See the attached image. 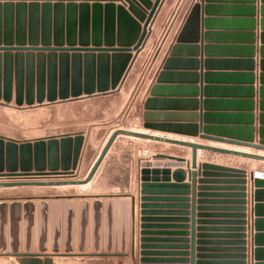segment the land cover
<instances>
[{
  "label": "rangeland",
  "instance_id": "374dc122",
  "mask_svg": "<svg viewBox=\"0 0 264 264\" xmlns=\"http://www.w3.org/2000/svg\"><path fill=\"white\" fill-rule=\"evenodd\" d=\"M55 7L56 3L41 0H0V48H14L0 51V80L4 82L10 75L13 82V77L22 74L25 82L33 80L37 87L43 85L44 88V95L33 87L21 91L22 95H17V91L14 95V90L0 87V153H5L4 163H0L3 165L0 179L24 180L37 176L54 181L61 173L83 179L102 148L101 144H95V134L94 144H89L91 130L100 126L94 125L96 121L105 122L103 133L111 129L142 131L144 128L179 135L202 145L264 154V150L244 144L263 147L264 129L260 130V140H257L253 128L223 122L236 116L204 115L203 126L200 116L186 114L181 115V121L177 122L180 124H172L175 122H170L168 116L154 123L145 121L144 106L141 122L136 120L137 107L127 112L132 103L131 97L127 100L128 91L120 97L98 100L99 105L63 102L59 96L51 103L49 100L54 97L46 93H59V86L57 89L45 83L59 79L68 69L70 74L76 72V64L81 62L82 56H94V53L76 52L77 46L86 45L88 35L78 33L75 17L56 13ZM155 35L151 32L149 40L156 39ZM149 40L145 49L132 54L133 66L137 62L132 80L138 77L141 63L156 56L158 48L152 45L155 41ZM63 48L73 49L64 52L67 49ZM9 92H12L11 97H6ZM146 124L167 127L150 129ZM78 134L87 135L83 145L59 144L58 156L53 150L55 147H47L44 154H39L38 160L43 161L38 164L32 150V161H29L31 152L29 154V146L25 144H30L32 149L38 140L47 143L55 138L60 142L66 136L74 140ZM121 140L123 143L114 150L108 179L98 181L90 194L77 188L0 190V249L6 248V254L13 250L20 254L25 250L30 254L38 253L45 248V242L40 241L45 225L51 223L52 238L46 242V249L52 264H247V192L253 175L264 173V163L202 153L193 173L187 149L177 148L173 155H167L154 143L126 137ZM135 142L152 151L154 162L186 164L188 183H174L165 190H158L156 185L141 184L138 178L126 194L110 193L120 180L127 184L123 170H130L131 162L139 160ZM20 152L24 161H19ZM15 155L19 156L17 162L13 159ZM163 214L166 218L158 219ZM21 259L0 254V264H21Z\"/></svg>",
  "mask_w": 264,
  "mask_h": 264
},
{
  "label": "crops",
  "instance_id": "0c3cea01",
  "mask_svg": "<svg viewBox=\"0 0 264 264\" xmlns=\"http://www.w3.org/2000/svg\"><path fill=\"white\" fill-rule=\"evenodd\" d=\"M155 1L76 2L77 8L74 17L77 20V31L88 35L85 36L87 44L79 45L77 48H134L139 40L145 17L148 16ZM195 6L198 7L197 15L188 23L182 41V30L189 17L191 19L190 13ZM151 31L153 36L155 33L157 35L156 39L152 38L155 41L152 42V45L154 44L158 48L156 56L152 60L148 57L145 63H141L136 79L132 80V73L137 62L125 78L124 73L123 75L119 74L120 70L118 69V66L126 64L129 56L132 59L134 52L126 54L109 52L94 53L91 58L82 56L81 62L76 64V72L70 74V70L67 68L66 74L63 73L59 79L55 81L53 79L51 83L48 81L45 84L55 86L57 89L59 86V93L55 92V94L57 96L60 92L68 94V101L72 100L75 90L81 93L80 100L74 102H94L98 105V100L104 101L120 97L124 91H128L127 100L131 97L132 103L128 105L127 112L130 113L134 107H137L139 115L136 120L141 122L145 112L144 106L148 100L157 103L151 112L161 115L163 119L164 116H168L170 122H175L172 124H180L177 122L181 121L182 114L200 116L198 117L200 124L204 115L208 114H220L224 118L236 116V118L228 117L223 122H231L230 126L253 128L255 138L260 140L259 132L264 129V0H162ZM82 39L84 40V37ZM167 62L170 64L164 71ZM163 73L167 75L166 79L163 83L158 84V77ZM1 81L3 82V80ZM3 83L0 84V87L5 86V80ZM31 86L34 90L37 89L36 81L25 82L24 79L18 80L13 77L14 95L17 88L21 87L23 91H27L32 88ZM154 86L159 88L156 97L151 93ZM102 89L107 95L101 93ZM87 91H93L91 97L86 94ZM100 106L105 109L104 105ZM103 122H94V125L100 126L91 130L89 144H94L92 139L95 134V139H97L95 144H101L103 148L114 132L115 129H111L103 133L106 130L103 127L105 122ZM83 132L85 133L86 130ZM142 133L189 142V140L172 133L145 130L144 128H142ZM83 138L87 139V135L85 134ZM123 138L125 137H118L111 147L92 180V183L95 181L93 186H96L98 181L104 180V177L108 179L111 162L115 156L114 150L123 143L121 140ZM146 143L159 145L157 149L167 155H173L176 152L174 149L182 148L158 142L148 141ZM135 146L140 148L142 145L135 142ZM206 146L216 147L217 145ZM217 148L221 147L217 146ZM182 149L190 151L188 160L191 163V149ZM198 153L207 152L198 151ZM199 162L198 154L197 165ZM130 166V170H123V175L126 174L127 177V184H122V180H120L119 184L109 191L110 193L116 191L126 194L131 184L133 185L139 178V160L131 162ZM154 166L169 168L172 172L182 169L187 173L183 184L188 183L189 174L186 164L155 161ZM89 168L83 177L86 176ZM191 171L193 170L191 169ZM170 184H174V182L172 181ZM157 185L164 186L165 183ZM73 187L26 188L68 189ZM173 216L175 218L176 215ZM246 216V263L264 264V184L257 189L254 181H251L247 192ZM159 218L164 220L166 217L163 214L159 215ZM50 226L51 223H48L49 236L46 234L44 238L46 242L52 238ZM34 252L31 255H40L38 258L42 261L50 257L47 249L42 253ZM21 254L25 253L21 252Z\"/></svg>",
  "mask_w": 264,
  "mask_h": 264
},
{
  "label": "water",
  "instance_id": "95a60500",
  "mask_svg": "<svg viewBox=\"0 0 264 264\" xmlns=\"http://www.w3.org/2000/svg\"><path fill=\"white\" fill-rule=\"evenodd\" d=\"M5 1H27V0H5ZM29 1H39V0H29ZM41 1H45V3H50V2H54L56 3V13L62 12V13H68V15L70 17H74L75 16V12H76V2L80 1L81 3H88V2H93V3H100L101 1H105L107 3H111V0H41ZM162 0H156L155 3L153 4L148 16L145 17V22L139 37V40L137 42V44L134 46V48H120V49H116V48H79V50H77L76 52H85V53H121V54H126V53H132V52H136L139 53L140 50H143L146 48V45L148 43L149 40V36L151 34V30H152V26L155 22L156 19V14L158 11V8L161 4ZM67 3V6L65 7L64 4ZM74 12V13H73ZM198 12V7L195 6L190 13L191 19L189 17V19L187 20L182 33H181V38L183 41V35L185 33V31L188 28V23L190 22V20H192V18L196 17ZM149 35V36H148ZM186 37V36H185ZM87 44V43H86ZM3 49H14L12 47H8V48H0V51ZM21 49V48H18ZM36 49V48H35ZM62 49V48H61ZM63 49H67L64 50V52L70 51V49L73 48H63ZM171 56H173V53H171ZM131 57H128V61L126 62V64L124 65H120L118 66V69L120 70L119 74L124 73V78L129 74L134 62H135V58L131 59ZM129 63V65H128ZM170 62H167V64L165 65L164 71L167 70L168 66H169ZM127 68V70H126ZM166 74H160V76L158 77V84L163 83L166 79ZM18 80L22 79V74L18 75L17 77ZM32 87V86H31ZM43 85H39V87H37L39 90H41V92L43 91L44 88H42ZM1 89V88H0ZM5 90H12V79L11 76H7V78L5 79V86H4ZM158 86H154L153 90H152V96L157 95L158 92ZM51 90V88H50ZM19 91V94H18ZM22 88H17V95H22ZM101 93H105L103 95H107V93L105 92L104 89L100 90ZM40 92V94H41ZM79 91H75L73 92L72 95V100H69L68 94H63L60 92L59 97L61 98V100H63V102H72V101H77L80 100L79 96H80ZM93 91H87L86 94L90 95L89 97H91ZM12 92L7 93V95H4L6 97L10 96L11 97ZM41 95H44V93L42 92ZM49 97H54L52 99H50L49 101L51 103H54V101L56 100L57 95L55 94V92H49L48 93ZM85 99V98H84ZM156 101L153 100H148L145 103V110H146V114L144 116L145 121H153L154 123L158 122V119L161 118L162 116L159 114H155L151 111H153L156 107ZM146 128H150V129H164L165 127H167L166 125H160V124H146L145 125ZM170 127V126H169ZM174 128V127H173ZM173 128H170L171 130ZM176 128V127H175ZM169 129V130H170ZM179 129V128H176ZM127 137V138H134V139H138V140H144V141H150V142H158V143H164V144H170V145H174V146H179L182 148H189L192 151V161H191V169L193 170V173H195L196 169L198 168L197 165V158H198V151H202V152H207V153H213V154H219V155H224V156H230V157H236V158H242V159H247V160H253V161H259V162H263L264 163V156L258 155V154H249V153H244V152H238V151H233V150H228V149H222V148H217V147H212V146H206V145H202V144H198V143H194V142H185V141H179V140H172V139H167V138H161V137H156L153 135H147V134H143V133H139V132H132L129 130H123V129H116L111 136L108 138L107 142L105 143L104 147L101 149L99 155L97 156V158L95 159V161L93 162V164L91 165L89 171L87 172L86 176L83 179H77L74 175L68 174V173H61L59 175H57V180L54 181H45L42 180L43 178L41 177H37L34 176L33 178H26L24 180L21 179H15V178H6V179H0V189H14V188H26V187H73V186H86L88 184H90L92 182V180L94 179L96 173L98 172L101 164L103 163L104 159L106 158L108 152L110 151L111 147L113 146V144L115 143V141L117 140L118 137ZM71 136H66L63 137L61 139L60 142L55 141V138L49 139L47 143H45V140H38L36 142H34V147L31 149L30 144H25L28 145V150H29V161H32V150H34V155H35V159L34 161L36 162V164L41 163L43 160H38V156L39 154H44V152H46V148L48 147H55V149L53 148L54 152L56 153V155L58 156L59 153V149L57 148V146H59V144L61 145H77V146H81L84 143V138L82 137V135L78 134L75 135V139L72 140V138H70ZM209 139L210 138H206ZM239 144L238 142H234ZM246 146H252L254 148H258L260 150H264V144L262 143V146H255V145H250V143H244ZM0 145H2V141L0 140ZM21 154V158L19 159V156H14V161L17 162L18 159L19 161H24V159H22V153ZM76 156L74 158V164H76V160H77V154H78V148L75 152ZM4 156L5 153L1 152L0 153V163H4ZM0 164V167H2L3 165ZM2 169V168H0ZM187 178V173L185 171H183L182 169H177L176 171L172 172L169 168H159V167H151V168H144L142 170H140V176H139V181L141 184H150V185H156V188L159 189H167L169 185H171L170 183L173 181L176 184H183L184 181ZM253 180H254V185L255 188H259L264 184V178H262V174L260 173H256L253 175ZM158 183H165L164 186H158ZM47 228H48V224L46 223L45 225V229H44V236L40 237V241H44L45 235L47 234ZM45 242V248L44 249H39V253L45 252L46 251V241ZM26 254H20L18 250H13L10 251V254H6V248H2L0 249V254L2 256H14V257H22L23 259L19 260L21 264H52L51 263V259H47L44 262L42 260H40L38 257L40 255H31L27 252V250H25Z\"/></svg>",
  "mask_w": 264,
  "mask_h": 264
},
{
  "label": "built area",
  "instance_id": "2783aa9c",
  "mask_svg": "<svg viewBox=\"0 0 264 264\" xmlns=\"http://www.w3.org/2000/svg\"><path fill=\"white\" fill-rule=\"evenodd\" d=\"M137 156L139 158L140 170L154 167L155 162L152 160L153 153L149 148L140 147L137 151ZM260 174H262V178H264V173Z\"/></svg>",
  "mask_w": 264,
  "mask_h": 264
},
{
  "label": "bare ground",
  "instance_id": "6f19581e",
  "mask_svg": "<svg viewBox=\"0 0 264 264\" xmlns=\"http://www.w3.org/2000/svg\"><path fill=\"white\" fill-rule=\"evenodd\" d=\"M132 132H139V133H142V131L141 130H133ZM146 134V133H145ZM129 139H134V138H129ZM135 140V139H134ZM136 140H138V139H136ZM141 141V140H140ZM146 142H148V141H146ZM190 142V141H189ZM215 147V146H214ZM217 147V146H216ZM222 149H228V150H233V151H238V152H244V153H251L249 150H247V149H236V148H234V149H232V148H227V147H221ZM199 154V156L201 155V153H198ZM259 155H261V156H264V155H262V154H259ZM259 162V161H258ZM95 181H93V183H94ZM93 183L91 182L90 184H88V185H86V186H76V187H73V188H77V190L78 191H80V192H82V193H91L92 191H93V188L95 187V186H93ZM59 188V187H58ZM66 188V187H65ZM56 261L58 260V259H55ZM55 261V262H56Z\"/></svg>",
  "mask_w": 264,
  "mask_h": 264
}]
</instances>
